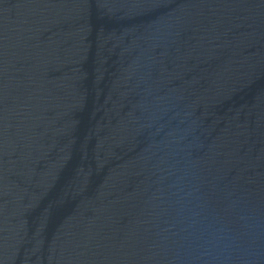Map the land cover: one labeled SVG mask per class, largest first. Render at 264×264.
Instances as JSON below:
<instances>
[{
    "label": "water",
    "instance_id": "1",
    "mask_svg": "<svg viewBox=\"0 0 264 264\" xmlns=\"http://www.w3.org/2000/svg\"><path fill=\"white\" fill-rule=\"evenodd\" d=\"M0 264H264V0H0Z\"/></svg>",
    "mask_w": 264,
    "mask_h": 264
}]
</instances>
